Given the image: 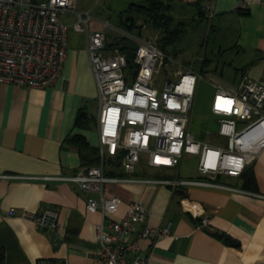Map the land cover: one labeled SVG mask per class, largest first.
<instances>
[{"label": "crops", "instance_id": "obj_1", "mask_svg": "<svg viewBox=\"0 0 264 264\" xmlns=\"http://www.w3.org/2000/svg\"><path fill=\"white\" fill-rule=\"evenodd\" d=\"M206 2L220 42L234 47L235 53L229 64L211 73L216 82L212 87L234 90L242 75L264 84V0L245 12L237 8L239 0ZM63 20L69 25L73 22ZM90 22L88 32L101 30L104 20L91 16ZM73 32L68 37L62 71L51 86L37 89L0 83V175L25 177L0 178V264H37L39 260L95 262L94 226L103 220V215L87 211L86 203L90 198L99 200L100 195L81 191L75 183L41 179L70 176L84 167L79 148L72 141L75 135L82 136L91 148L97 150L99 146L98 114L95 117L90 111L92 102L98 104V99L87 53L88 33ZM230 68L234 72L227 74ZM210 106L211 101V113ZM79 112L84 113L85 126L76 125ZM207 133L209 140H197L223 144L216 132ZM218 139L221 140L211 142ZM143 160L134 173H127L119 159H107L105 174L198 177L197 161L181 176L183 158L171 169H154L152 175L146 172ZM248 168L255 179L252 188H242L238 177L216 176L218 182L241 191L143 182L106 183L103 196L120 199L117 212L107 218L119 220L135 200L148 212L143 225L167 229L165 234L140 242L145 264H264V198L254 195L264 196V147ZM10 209L27 213L54 209L57 231L40 230L19 212L10 215ZM143 225H136V231ZM127 239L128 235L122 236V241Z\"/></svg>", "mask_w": 264, "mask_h": 264}, {"label": "built area", "instance_id": "obj_2", "mask_svg": "<svg viewBox=\"0 0 264 264\" xmlns=\"http://www.w3.org/2000/svg\"><path fill=\"white\" fill-rule=\"evenodd\" d=\"M78 1L0 0V83L37 89L51 86L66 60L69 28L88 33L87 53L99 104V163L84 166L70 176L41 179L75 183L81 191L100 195L99 200L90 198L86 203L87 211H100L103 215V220L94 226L93 264H145L140 242L165 234L167 229L143 225L148 212L135 200L128 204L119 220L107 218L117 212L120 199L104 197V185L143 182L177 188L201 186L241 191L218 182L216 176L239 177L264 147V84L243 76L234 90L215 85L210 110L217 117L216 135L224 142L198 141L188 126L200 74L179 68L170 75L171 59L152 38L132 37L136 48L134 66L129 67L125 54L105 47L108 22L103 23L101 30L88 32L91 15L87 10L77 11ZM261 1L239 0L237 8L245 12ZM206 8L211 15L209 3ZM65 13L75 16L71 25L61 18ZM238 120L248 123L237 130ZM185 155L197 156V178L105 174L107 159L119 158L122 169L134 173L142 158L147 168L167 170ZM0 178L25 177L3 174ZM18 212L32 219L40 230L57 231L54 209L38 213L10 209L9 214ZM202 221L205 222V217ZM136 225L143 226L136 231ZM123 235H128L126 241H122ZM57 242L55 239L54 244ZM37 264L64 263L39 260Z\"/></svg>", "mask_w": 264, "mask_h": 264}, {"label": "rangeland", "instance_id": "obj_3", "mask_svg": "<svg viewBox=\"0 0 264 264\" xmlns=\"http://www.w3.org/2000/svg\"><path fill=\"white\" fill-rule=\"evenodd\" d=\"M140 0H100L98 3H94L88 0H79L77 5V11L87 10L90 12L92 17L96 16L100 19H103L104 22H110L113 25L117 23L116 15L118 12L125 10L129 3L135 2L137 3ZM191 0H175L171 3L175 8L172 10L173 21L170 24L171 29L178 28L181 34L180 40L175 43H172L167 47V51H169L171 64L169 65L170 75L179 69L186 68L191 69L196 73H199V63L201 62V58L204 54L213 59H217L218 55V46L228 47V45L224 42H220V34L217 30V36H214L213 32L209 33V19H200L198 18V14L196 12V8H194L193 4H190ZM111 13V17L110 14ZM63 19L69 21H73L75 16L65 13L63 15ZM192 16L195 18L192 19ZM212 15H210L211 17ZM110 17V18H109ZM108 22V23H109ZM93 22L89 23V29H91V25ZM138 25L140 26L141 38H152L156 41L159 40V33L162 32L161 26L162 24H156L152 19L148 20H138ZM102 25V24H101ZM103 26V25H102ZM110 26L105 28L106 32H110V35L113 36V33L110 30H115ZM108 29V30H107ZM116 32L118 29L115 30ZM73 32L72 28H69L67 34ZM74 33V32H73ZM136 33V32H134ZM210 36V37H209ZM209 37V38H208ZM208 38V42L206 44V39ZM225 50V49H224ZM234 51L225 50V54L219 55L220 62H224L225 64H229V61L232 56H234ZM212 66L209 68L212 69ZM223 69V68H222ZM226 69V68H225ZM227 74L233 73V69H227ZM211 73H202L200 74V78L197 81L194 101L191 110V116L189 120L188 130L196 139H206L208 138V133L217 132V117L213 116L209 111L210 101L214 92V88L212 84H215V79L212 77ZM90 111L96 117L98 114V104L97 101L92 102L90 106ZM248 121L246 120H238L237 121V130L246 126ZM125 140V136L122 137V141ZM212 140L211 142L220 141ZM197 161V156L193 155H185L182 160V169L181 176L190 171L195 165ZM146 172L149 175H152L155 171L154 169L146 168ZM175 177V176H173Z\"/></svg>", "mask_w": 264, "mask_h": 264}, {"label": "trees", "instance_id": "obj_4", "mask_svg": "<svg viewBox=\"0 0 264 264\" xmlns=\"http://www.w3.org/2000/svg\"><path fill=\"white\" fill-rule=\"evenodd\" d=\"M174 1L175 0H140L137 3H129L125 10L118 12V14L116 15V25H113L108 21L111 24L109 29H111L112 27L113 29H118V31L116 32V29L110 30L113 33V36L110 35V32H106V49L117 50L118 52L125 54L129 67L134 66L133 59L134 51L136 48V42L132 37L141 38L142 34L139 30L141 25H138L137 21L142 19L148 20L153 18V21L156 24H162V26L160 27L162 32L159 33L160 38L157 41V45L160 50L167 57L170 58V54L169 51H167V47L172 43L177 42L181 38L179 29H171L170 27L171 22L174 20L172 16V10L175 7L171 4ZM207 2L206 0H194L191 1L190 4H193L194 8H196L198 18L207 20L209 19L208 31L209 33L213 32L214 38L215 36H217V28L212 24V16L210 17V12L206 8ZM109 15L110 17L112 16L111 13ZM193 18L195 17L192 16V19ZM126 34L131 35V37L127 36ZM208 38L206 39V44L208 42ZM233 48L234 47L231 46L225 48L221 45L218 46V55L216 57L217 59H213L204 54L201 58V62L199 63L198 74L219 72V67L224 65L225 63H221L218 58H220L221 55L225 54V50L232 51ZM211 65H213L212 69H208V67ZM234 70L239 71V69L237 68H235ZM83 119H85L84 113L79 112L76 118V125L85 126L86 122ZM72 141L77 144L79 148L83 161L82 166H92L98 164V151L94 148H91L82 136L75 135L74 137H72ZM237 179H240L242 181V188H252L255 184L253 173L248 167Z\"/></svg>", "mask_w": 264, "mask_h": 264}]
</instances>
